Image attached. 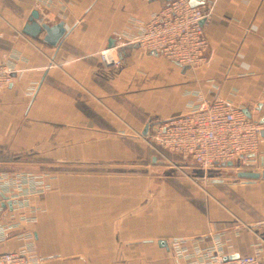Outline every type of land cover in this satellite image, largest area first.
<instances>
[{
    "label": "crops",
    "instance_id": "obj_1",
    "mask_svg": "<svg viewBox=\"0 0 264 264\" xmlns=\"http://www.w3.org/2000/svg\"><path fill=\"white\" fill-rule=\"evenodd\" d=\"M198 2L214 10L208 61L183 67L125 43L130 21H148L166 0H0V53L17 71L0 91V160L24 154L61 168L46 170L51 189L28 207L2 198L0 221L35 217L23 228L35 233L43 264H186L169 247L174 238L224 233L231 257L253 254L264 238V179L227 174L264 170V146L251 167L215 168L214 181L237 179L233 195L219 191L217 200L200 191L193 199L189 186L143 169L144 132L186 113L198 93L231 102L264 129V0ZM35 10L40 23H65L57 47L44 30L23 33ZM112 48L119 67L99 58Z\"/></svg>",
    "mask_w": 264,
    "mask_h": 264
},
{
    "label": "built area",
    "instance_id": "obj_2",
    "mask_svg": "<svg viewBox=\"0 0 264 264\" xmlns=\"http://www.w3.org/2000/svg\"><path fill=\"white\" fill-rule=\"evenodd\" d=\"M166 1L148 21H130V29L124 33L125 43H135L143 52L161 55L183 67H197L208 61L207 29L214 16L212 6L208 3L192 6L189 0ZM99 58L108 67H119L122 63L117 48L102 51ZM16 75L13 56L1 52L0 91L8 88ZM196 96L197 101L186 113L152 124L143 139L163 156L162 152H170L187 163L192 162L206 178L215 168L236 159L245 167L251 166V159L264 146L262 124L227 100L211 99L202 93ZM14 170H0V202L2 194L5 195V205L28 207L31 196L51 189L44 182V175ZM35 219L12 216L0 221V264H43L35 233L23 228V222ZM224 236L217 232L211 233L209 239L183 236L174 238L169 247L186 264H264L261 259L264 238L258 239L253 254L232 258L226 254L228 239ZM10 241L17 243L16 248L1 250Z\"/></svg>",
    "mask_w": 264,
    "mask_h": 264
},
{
    "label": "rangeland",
    "instance_id": "obj_3",
    "mask_svg": "<svg viewBox=\"0 0 264 264\" xmlns=\"http://www.w3.org/2000/svg\"><path fill=\"white\" fill-rule=\"evenodd\" d=\"M144 145L143 148V154L142 157L144 158V167L143 169H146L149 172L158 171L160 173V177L164 178H171V181H174L177 187L180 188H186L188 189V186L191 188V196L193 199L195 198V191H200L204 194V196H207V198L210 200H217L218 199V192L226 191L225 194L233 195L232 189H231V183L236 182V178H230L229 180H226L224 183H219L214 181V177H204L201 178L198 175L192 176V172L197 171L192 164L185 163L180 164L178 162H174V158L168 155L165 152H162L164 154H159L156 150H154L150 145L145 141H141ZM10 157L7 158H13L15 154L9 155ZM155 157V164L152 162V158ZM3 158V157H2ZM0 157V159H2ZM6 159V158H3ZM12 160V159H11ZM18 160V159H17ZM5 160H1L3 162ZM240 161V159H236L234 161V164L237 165V163ZM26 162V163H25ZM173 162V163H172ZM2 166H8V164L2 163ZM11 166H18V167H57L53 165H47L43 162H40L39 160L33 159L30 157L29 159H22L21 162L17 165H11ZM59 167V166H58ZM17 171H24L23 169H16ZM11 171V170H10ZM13 171H15L13 169ZM30 173H33L35 175H43L46 174V170L40 171V170H25ZM12 172V171H11ZM146 172V171H145ZM164 172V173H163ZM168 172V173H167ZM177 172V173H174ZM157 173V172H156ZM158 173V174H159ZM151 174H154L151 173ZM166 174V175H163ZM168 174V175H167ZM228 179V178H227ZM45 182V181H44ZM46 183V182H45ZM47 184V183H46Z\"/></svg>",
    "mask_w": 264,
    "mask_h": 264
},
{
    "label": "water",
    "instance_id": "obj_4",
    "mask_svg": "<svg viewBox=\"0 0 264 264\" xmlns=\"http://www.w3.org/2000/svg\"><path fill=\"white\" fill-rule=\"evenodd\" d=\"M192 6H198V0H189ZM41 14L39 11L35 10L32 12L29 22L25 24L23 27V33L31 36L33 38H37L38 35L41 33L42 30L45 31V35L43 37V41L51 46L57 47L63 38L67 34V28L65 27V23L60 21L54 25H48L44 22L40 23ZM149 128V126L147 127ZM148 132L147 130L144 132L143 135H146ZM262 136L264 137V130L262 131ZM251 167V166H246ZM7 169H23V170H59L61 168L57 167H6L0 166V170H7ZM177 173V172H174ZM229 175H234L239 178H243L244 180L248 181H256L260 179H264V170L261 171H238V172H230L227 173ZM3 198H6L5 195L2 194ZM11 205V204H10ZM161 244L166 245V242H162ZM237 256H233L232 258H236Z\"/></svg>",
    "mask_w": 264,
    "mask_h": 264
},
{
    "label": "trees",
    "instance_id": "obj_5",
    "mask_svg": "<svg viewBox=\"0 0 264 264\" xmlns=\"http://www.w3.org/2000/svg\"><path fill=\"white\" fill-rule=\"evenodd\" d=\"M167 153L168 155H170L171 157L174 158V162H178L180 164H185L187 162L183 161L178 155H175L173 153H170V152H165ZM30 157L28 156H25L24 154H15V156L13 158H8L7 160L1 162L0 160V166H2L1 164L2 163H5V164H8V166L6 167H16V166H11V165H17L19 164V162H21L22 159H29ZM152 158V161L155 157H151ZM12 159V160H11ZM18 159V160H17ZM26 163V162H25ZM46 164V163H44ZM48 165V164H47ZM186 165V164H185Z\"/></svg>",
    "mask_w": 264,
    "mask_h": 264
}]
</instances>
